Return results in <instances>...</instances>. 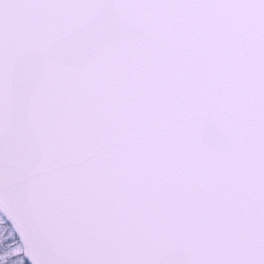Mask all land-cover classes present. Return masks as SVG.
Listing matches in <instances>:
<instances>
[{
    "label": "snow or ice",
    "instance_id": "6c2138e0",
    "mask_svg": "<svg viewBox=\"0 0 264 264\" xmlns=\"http://www.w3.org/2000/svg\"><path fill=\"white\" fill-rule=\"evenodd\" d=\"M0 264H264V0H0Z\"/></svg>",
    "mask_w": 264,
    "mask_h": 264
}]
</instances>
